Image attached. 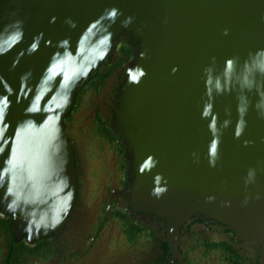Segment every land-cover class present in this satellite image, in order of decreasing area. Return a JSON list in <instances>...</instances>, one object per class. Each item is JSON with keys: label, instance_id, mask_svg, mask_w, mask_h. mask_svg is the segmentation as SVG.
Here are the masks:
<instances>
[{"label": "water", "instance_id": "obj_1", "mask_svg": "<svg viewBox=\"0 0 264 264\" xmlns=\"http://www.w3.org/2000/svg\"><path fill=\"white\" fill-rule=\"evenodd\" d=\"M119 42L134 200L264 247V0H0V210L43 236L74 191L62 115Z\"/></svg>", "mask_w": 264, "mask_h": 264}, {"label": "flooded vegetation", "instance_id": "obj_2", "mask_svg": "<svg viewBox=\"0 0 264 264\" xmlns=\"http://www.w3.org/2000/svg\"><path fill=\"white\" fill-rule=\"evenodd\" d=\"M133 48L119 42L77 89L62 124L74 191L43 236L0 210V264H264V247L215 219L170 220L134 200L133 150L120 118Z\"/></svg>", "mask_w": 264, "mask_h": 264}]
</instances>
